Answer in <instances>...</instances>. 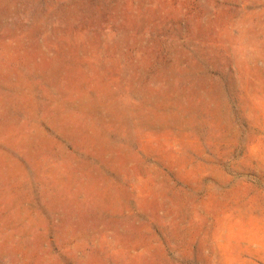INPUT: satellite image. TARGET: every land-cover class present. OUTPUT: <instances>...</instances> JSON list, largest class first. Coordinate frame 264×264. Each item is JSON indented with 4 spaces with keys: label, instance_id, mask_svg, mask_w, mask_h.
I'll use <instances>...</instances> for the list:
<instances>
[{
    "label": "rangeland",
    "instance_id": "obj_1",
    "mask_svg": "<svg viewBox=\"0 0 264 264\" xmlns=\"http://www.w3.org/2000/svg\"><path fill=\"white\" fill-rule=\"evenodd\" d=\"M0 264H264V0H0Z\"/></svg>",
    "mask_w": 264,
    "mask_h": 264
}]
</instances>
